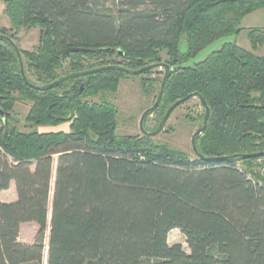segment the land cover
<instances>
[{
	"label": "trees",
	"instance_id": "obj_1",
	"mask_svg": "<svg viewBox=\"0 0 264 264\" xmlns=\"http://www.w3.org/2000/svg\"><path fill=\"white\" fill-rule=\"evenodd\" d=\"M119 1L114 11L101 0H4L14 28H40L38 45L20 49L27 78L46 85L100 66L139 69L165 59L177 70L144 127L157 129L176 101L201 95L210 108L196 137L203 158L148 135H122L116 104L89 101L116 93L126 72L39 90L24 81L16 51L0 37V191L14 182L17 192L16 201H0V264H264V155L241 157L264 153V55L254 53L264 47V28L248 29L253 51L236 38L182 67L215 40L238 37L264 0H149L151 10L140 9L147 0ZM0 34L16 42L1 26ZM73 46L85 50L64 57ZM153 72L141 84L149 95L159 84L156 100L164 76ZM23 102L31 103L26 127L69 123L70 130H21L16 106ZM200 107L186 120L201 127ZM152 115L158 124L149 129ZM29 222L38 230L22 242ZM175 229L187 247L170 244Z\"/></svg>",
	"mask_w": 264,
	"mask_h": 264
},
{
	"label": "rangeland",
	"instance_id": "obj_2",
	"mask_svg": "<svg viewBox=\"0 0 264 264\" xmlns=\"http://www.w3.org/2000/svg\"><path fill=\"white\" fill-rule=\"evenodd\" d=\"M119 0H101V4L108 9L117 10L120 5ZM5 4L4 0H0V26L9 30V33H13L16 43L19 45L20 49L26 51H32L35 46L38 45L40 39V28H14L9 17L4 12ZM142 10H151L152 6L147 0L146 5H142ZM243 30L240 35L237 37V43L239 46L243 47L246 50L253 51L250 40L248 39V29L252 27H262L264 28V9L257 10L249 15H247L242 21ZM181 50H186V44L183 41L181 45ZM256 54L264 55V47H260ZM165 57V54L163 55ZM116 61L123 62L121 57H115ZM165 62V59L163 60ZM153 77L161 79L164 76V68L159 67L155 68L152 74ZM142 74L125 75L120 82L119 88L116 93H100L96 97H89V101H111L114 102L118 108V121H119V133L122 135H138L142 134L140 129V119L142 114L146 109L153 106L155 103V96L157 94L159 84H156L155 92L151 95L146 94L142 88ZM30 102L19 103L16 106L18 112V118L20 122L18 126L21 130H30L34 128L26 127L24 125V117L30 109ZM188 110H195L196 112H201L202 108L200 107V99L194 97L189 100L184 105L177 107L171 117L169 118L166 128H172L173 131L166 132L163 130L158 135L154 136L155 141L169 144L172 147L180 149L190 155L191 158H194L195 153L192 147V135L200 127L199 122L190 124L186 120V114ZM155 116L152 115L149 117L147 122V127L152 129L156 127L158 122L154 119ZM0 127H1V118H0ZM39 131H69V123H64L59 126H41L36 128ZM57 157H55L56 159ZM258 170V169H255ZM56 171V165L54 167V172ZM260 175L264 177V173L258 170ZM53 193V191H52ZM14 198L13 189H8L5 191H0V201L1 200H12ZM38 230V225L33 222L24 223L21 227L20 232V241L22 242H33L36 231ZM170 244L181 243L184 247H187L185 236L178 229L171 231L169 234Z\"/></svg>",
	"mask_w": 264,
	"mask_h": 264
},
{
	"label": "water",
	"instance_id": "obj_3",
	"mask_svg": "<svg viewBox=\"0 0 264 264\" xmlns=\"http://www.w3.org/2000/svg\"><path fill=\"white\" fill-rule=\"evenodd\" d=\"M0 37L4 38L8 42H10V44L12 45L14 50L16 51L17 56H18V60H19V64H20L21 74H22V77H23L24 81L28 85L33 86L34 88L39 89V90H49V89H52V88L58 86L59 84L65 82L67 80L74 79V78L81 77V76H86V75L97 73V72H101V71H106V70L115 69V70L124 71L127 74L139 75V74H143L146 71H150V70L155 69V68L163 67L164 68V77H163V80H162V83H161V86H160V89H159L158 96H157V98L155 100V103L153 104V106H151L148 109H146L144 111V113L142 114V116H141V119H140V122H139L141 132H142V134L148 135V136H151V137H154V136L158 135L159 133H161L165 129V126H166L169 118L171 117L173 111L177 107L182 105L184 102H186L190 98L198 97L200 99V103H201L202 107L205 109V117H204V121H203V126L199 127L194 132V134L192 135L191 142H192V147H193V151L195 152V154H197L199 157L203 158V156H201V154L199 153V151L197 149L196 137L201 135L207 128L208 119L210 117V108H209L206 100L204 99V97H202L201 95H199V94H190L189 96L176 101L167 110L166 114L164 115V117L160 121L157 129H155L153 131H148L144 127V121H145L146 117L151 112H153L156 108H158V106L160 105V102H161L163 94H164L166 83H167V81H168V79L170 77L171 72L177 70L176 67H173V66H171V65H169V64H167L165 62L150 64V65L144 66V67L139 68V69H129V68L123 66V65L114 64V65L100 66V67H97V68L87 69V70L80 71V72L69 73V74L61 76L59 79H57V80H55V81H53V82H51L49 84L37 85V84L32 83L26 76L25 67H24V60H23V57H22L21 50H20L19 46L17 45V43L13 40V38H11V37H9L7 35L0 34ZM236 38H237V35L234 34V35H230V36H224V37H221V38L215 40L214 42L209 44L207 47H205L203 50H201L195 57H193L190 60H188L187 62H185L182 65V67L187 68V67H191L193 65L198 64L204 58H206L207 56H209L210 54H212L213 52L218 50L221 46L233 43ZM83 50H85V49L81 48V47H77V46L69 47L63 52V56L65 57V56H67L70 53H76V52H80V51H83ZM119 53L123 54L121 50H119ZM83 87L84 86H82L81 89H83ZM0 116L2 118L5 117V112L1 108H0ZM260 155H264V153L244 154L241 157H243L244 159H250L252 157H258Z\"/></svg>",
	"mask_w": 264,
	"mask_h": 264
},
{
	"label": "crops",
	"instance_id": "obj_4",
	"mask_svg": "<svg viewBox=\"0 0 264 264\" xmlns=\"http://www.w3.org/2000/svg\"><path fill=\"white\" fill-rule=\"evenodd\" d=\"M9 189H13V191H14V198L12 200H1V202H14V201H16V199H17V192H16V186H15V183L14 182H12V184H11V186H10ZM28 243H31V242H28Z\"/></svg>",
	"mask_w": 264,
	"mask_h": 264
},
{
	"label": "built area",
	"instance_id": "obj_5",
	"mask_svg": "<svg viewBox=\"0 0 264 264\" xmlns=\"http://www.w3.org/2000/svg\"><path fill=\"white\" fill-rule=\"evenodd\" d=\"M259 170H260L262 173H264V166H261V167L259 168Z\"/></svg>",
	"mask_w": 264,
	"mask_h": 264
}]
</instances>
